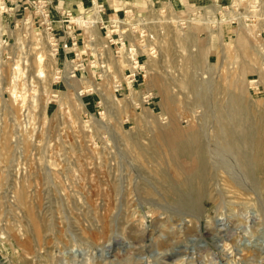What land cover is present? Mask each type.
Returning a JSON list of instances; mask_svg holds the SVG:
<instances>
[{"label": "rangeland", "instance_id": "1", "mask_svg": "<svg viewBox=\"0 0 264 264\" xmlns=\"http://www.w3.org/2000/svg\"><path fill=\"white\" fill-rule=\"evenodd\" d=\"M232 1L239 7L238 15L250 18V21L241 19L237 23H229V17L236 15L233 11L222 12V17L216 20V9L209 8L206 15L213 17L210 22L192 24L183 29L177 26L176 19L185 12L174 10L171 3L164 4L159 9H151L146 18L151 22L149 29L153 40L150 43H154L157 48V54L153 58L143 49L149 55L146 80L153 77L167 88L173 107L167 115L179 121L181 134L188 132L192 126L205 128L212 134L210 138L214 144L208 148L212 153L210 179L202 196L197 198L194 193H189V198L194 199V206L184 202L183 199L188 194H184L182 201L177 200L167 188L165 181L174 177L169 169L171 164L168 156L164 153L162 160H148L146 156L149 154L142 149L145 146L142 142L157 138L155 124L160 123V118L163 117L162 98L157 89L153 90L144 83L140 86L146 89L144 93L135 89H130L129 92L115 91L118 101H111L110 106L101 103L102 97L97 92L83 95L84 107L79 102L85 82L97 75L95 71L98 68L93 65H99L98 59L91 62L90 54L96 56V50L104 54V60L100 62L105 63L107 68L102 72V80H98L103 87L119 83L120 72L126 69L125 61L115 59L110 47H105L108 43L104 32L101 35L95 28L97 34L96 41L92 44L94 49L85 41L86 47L82 48L85 69L78 71L76 76L74 70V87L66 84L67 89L58 91L59 97L54 98L56 103H49L46 108L44 101L49 95H46L44 89L49 84L50 77L37 76L34 60L36 56L42 55V66L45 65L43 69L50 75L57 69L61 71L62 65L57 56L54 62L50 61L51 47L44 28L38 24L33 25L29 16L18 21L17 29L12 27L17 43L20 40L24 42L19 48V56L23 60L27 57L29 64L28 75L17 88L21 90L31 87V112L40 124L34 129L28 126V136L32 142L20 135L23 150L18 157L19 145L13 140L16 133L14 116L18 121L21 120V104L25 102L23 98L16 103L17 106L13 103L7 74L17 66L13 61L20 57H14L8 64H0V133L7 124L10 142L9 149L0 153L2 263L264 264V185L258 187L254 182L251 184L253 190H250L239 174H235L237 169H231L223 163L230 160L238 167L235 151L221 149L217 139H213L212 119L202 116V108L208 102L207 96H200L197 102L195 92L182 84L185 76L193 74L197 84L218 88L214 98L220 104L238 107V103L233 101L234 95L241 99V106L248 109L244 111L246 121L256 119L260 124L264 122V0L260 1V8L254 11V0ZM191 7L189 5L187 10ZM76 17L78 19L83 16ZM89 18L95 19L92 16ZM247 23H251L253 32L249 31ZM254 33H260V43L252 39ZM18 35H22V39ZM176 35L178 38L175 40ZM216 51L218 57L209 59V55ZM76 63L79 62L72 61L71 65H78ZM69 65L65 66V70ZM251 80H257L258 85L250 84ZM56 82L52 84L54 89L66 83L64 79ZM150 91L156 95L153 100L155 105L151 108L143 100V96ZM87 96H94L100 101L101 116L97 113L98 106L96 111L89 112ZM134 100L139 105L132 107ZM202 105L200 109L199 106ZM130 111L132 115L128 114ZM193 111L197 113L195 122L189 125L185 118H189L187 114ZM85 113H89L86 123ZM39 126L43 127L41 131ZM263 126L264 123L261 124L264 131ZM35 139L39 141L36 142ZM132 140L138 142L133 147L136 148L135 151L131 148ZM45 145L48 148H44ZM32 146L36 153L31 156ZM47 149L48 155L45 153ZM20 166L23 169L18 175L17 169ZM158 170L166 171L167 175L163 176ZM150 181L154 189L149 192L145 184ZM20 188L24 189L19 190ZM19 191L24 192L31 201L36 198L35 202L40 203L33 206L34 214L38 217V228L31 223L33 221L30 220L27 209L15 205ZM157 193H161L163 198ZM247 196L255 199L245 203ZM165 205L171 208L169 212L163 209L162 206ZM185 213L192 214L190 222L182 219ZM196 217L200 218L199 223ZM89 233L96 234L91 236ZM95 235L98 236L96 240Z\"/></svg>", "mask_w": 264, "mask_h": 264}, {"label": "bare ground", "instance_id": "2", "mask_svg": "<svg viewBox=\"0 0 264 264\" xmlns=\"http://www.w3.org/2000/svg\"><path fill=\"white\" fill-rule=\"evenodd\" d=\"M254 3V2H253ZM171 5V4H170ZM172 7V6H171ZM166 11V9H165ZM41 14H43L44 12L41 10L40 11ZM94 17L95 19H84L83 17H80L76 20L74 19V21L82 28H84V33L88 39V41L91 42V44L95 43L94 41H96V26H97V21L101 20L102 18L100 17L98 10H95L94 12ZM164 19H166L164 17ZM44 20H46L44 18ZM103 20V19H102ZM31 21V20H30ZM104 21V20H103ZM28 21H26L27 23ZM172 22H175L174 20H172ZM29 24V23H28ZM248 24V23H247ZM251 24V23H250ZM250 24L246 25L249 28V31H252V27L250 26ZM14 26V25H13ZM19 26V23L17 25V27ZM16 27V29H17ZM29 27V26H28ZM131 27L133 29H136V26L134 25V23H131ZM14 28V27H13ZM27 28V26H26ZM45 34L47 36L48 39H50V34H49V30L46 26V24H44L43 26ZM101 28V27H100ZM21 28H19L18 30L20 31ZM21 32V31H20ZM44 33V32H43ZM19 36V35H18ZM22 36V35H21ZM19 36V37H21ZM178 38V36L176 35L175 40ZM22 39V37L20 38ZM19 39V40H20ZM253 40H255L256 42H261L260 41V33H254L253 35ZM185 40V39H184ZM24 42H22L21 40L17 43L16 45V49H14L13 51V58L18 56V58L21 56H19V54H21V50L19 49ZM106 48H109V45L106 44L105 46ZM24 48V47H23ZM26 49V48H25ZM26 51V50H25ZM103 51V50H102ZM100 52V51H99ZM50 61L54 62L56 59V54L54 52V50H52V48H50ZM99 54V53H98ZM114 56V55H113ZM22 57V56H21ZM19 58L18 60H12L13 64H16L17 66H15V68H11V71L8 72L7 77H9V84L10 85V93L12 94L14 101L13 103L16 104V101L19 100L18 95L20 92V90L17 89L18 84H20V82L23 80L24 77H26L28 75V70H29V64H28V60L26 57V60L23 58ZM193 60H194V56H192ZM43 59L42 55H38L36 56L34 63H35V68L38 71V77H44V78H48V76L50 77L49 79V84L47 86H45L44 92L46 93V95H49V97L44 101V106L47 108V106L51 101H54V98H58L59 97V92L56 90H53V85L54 82H56L60 77H62L64 79V81L66 82V84H68L71 88H73V71L75 69H77V67L79 65H72L69 66L64 72L60 69H57L56 72H53V75H50L49 73H46L45 70L43 69V67L45 65L42 66L43 64ZM92 62V61H91ZM77 64V63H76ZM84 65V64H81ZM85 66V65H84ZM12 67V66H11ZM14 67V66H13ZM125 67V66H124ZM45 68V67H44ZM264 68V67H263ZM10 69V68H9ZM51 71V70H50ZM125 71V70H124ZM124 71L121 70L120 72V81L117 85V82L112 85V86H105L103 87V84L101 82H99L98 80L95 79V77H91L89 78V80L87 79V82H85V85L83 87V90L80 94V97L78 98L79 102L82 104V106L84 107L85 103L82 99L83 95L90 93V92H97L100 94V96L102 97V102L103 104H108L111 103V101H116L117 99L115 98V91L117 90L116 88H118V86L120 84H123V82L126 81L125 77H124ZM63 72V73H62ZM60 73V74H59ZM182 75V74H181ZM153 76V75H152ZM6 77V75H5ZM11 78H13V83L11 82ZM116 78V76H115ZM183 78V77H182ZM32 79V78H31ZM114 79V78H113ZM113 79H110L111 81ZM197 79V78H196ZM115 80V79H114ZM117 81V80H116ZM115 82V81H114ZM113 82V83H114ZM250 84L252 85H258L256 83H258L257 80H251L249 81ZM145 83H147V86H149L150 88H152L153 90H158L162 101H161V105H162V109L164 110L163 117L160 118V123L155 124V128L157 127V133L155 132L157 138H154L151 141H145L142 142V144L144 143L145 146H142L141 148L143 149L144 153L146 152L147 154H149L148 156H146V159L150 160V158L153 159H157V160H162L164 153L168 156V160H170V167L169 169L172 170L174 177L173 179H169L166 184H168L169 190L174 194V196H176L177 200L181 199L184 197V194H188L186 196V198H184V202L187 204H191L194 206L195 204L193 203L194 199L189 198V193L191 192L192 194L194 193L197 198L202 196L205 191L207 190V182L208 179H210V168L212 165L211 162V157H212V153L209 152L210 149H208L212 144L211 142V138L208 131L205 130V128H201V127H195L192 128L186 132L185 134H181V130L179 129L178 125H179V121H177L176 118H173V116H171V118L168 117L167 113L168 111L170 112L173 107H171V96L168 94L167 88H165L163 85H161L160 83L156 82L153 77L149 78L147 80H145ZM163 84V83H162ZM182 84L192 90L193 92H195L196 94V100L197 102H199V97L204 95L205 97L207 96V105L206 107L203 105L199 106V108L203 109V114L202 116H206L212 119L213 121V125H212V133H213V139H217L218 144H220L221 149L225 150V149H232L235 151L236 153V157H237V161H238V167L237 164L235 165L234 163H232V161L228 160L227 162H223L224 164H226V166L230 167L231 169H237L235 174H239L240 178L244 181V183L246 185H248L250 190L252 189L251 184L256 182L258 184V187H262V185H264V136H263V129L261 127V124L263 125V123H259L258 120L256 119H250V121H246L245 119V114L244 111L248 110L245 107L241 106V99H239L236 96H232L233 101L238 105V107L236 106H223L222 104H220V102H218L215 98H214V94L216 89H218L217 87H213V86H206V85H199L196 83L195 78L193 76V74H189L187 76H185V78H183L182 80ZM110 85V84H109ZM129 86V90L134 89L131 87L130 84H128ZM44 88V87H43ZM40 89L42 90V88L40 87ZM102 89L104 90L102 92ZM40 91V90H39ZM134 91V90H132ZM235 91V90H234ZM137 93V92H136ZM224 94V93H223ZM239 94V93H238ZM237 94V95H238ZM109 95H110V100H109ZM154 94L150 91L149 93H146L143 96V100H144V104L145 100H146V96H153ZM239 96V95H238ZM142 97V96H141ZM261 99V98H260ZM12 100V99H11ZM258 100V99H257ZM118 101V100H117ZM248 101V100H247ZM262 101V100H261ZM18 102V101H17ZM135 100L132 102L133 106H137L139 104H135ZM165 102V103H164ZM142 103V102H141ZM254 103V102H253ZM258 103V102H257ZM135 104V105H134ZM249 104V103H248ZM247 104V105H248ZM260 105V104H259ZM17 106V104H16ZM110 106V105H109ZM16 108V107H13ZM253 108V106H252ZM258 109V108H257ZM262 109V108H261ZM135 110V109H134ZM133 110V111H134ZM259 110V109H258ZM132 111V109H131ZM128 112V114H131L132 112ZM262 111V110H261ZM246 112V111H245ZM249 112V111H247ZM255 112V110H254ZM126 113V112H125ZM124 113V114H125ZM201 113V112H200ZM70 114V113H69ZM102 114V113H101ZM100 114V115H101ZM105 114V113H104ZM133 114V113H132ZM131 114V115H132ZM137 114V113H136ZM135 114V115H136ZM196 111H193L191 114H187L189 118H185L187 120V123L189 125H193L195 122V115H196ZM261 114V112H260ZM123 115V114H122ZM201 115V114H200ZM250 115V114H249ZM258 114H256L257 116ZM263 115V114H262ZM138 116V115H136ZM260 116V115H259ZM262 117V116H261ZM125 118V117H124ZM129 118V115L126 116V120ZM135 118V117H134ZM201 119V118H200ZM258 119V118H257ZM260 120V119H259ZM203 121V120H202ZM128 122V121H127ZM121 123V122H120ZM123 123V122H122ZM5 127V129L1 132L2 135L0 136V153H4L5 151H7L9 149V131L6 129L8 127L7 124H5V126H3V128ZM264 127V126H263ZM189 128V127H188ZM0 133V134H1ZM148 133V132H147ZM144 134V133H143ZM133 143H131V148L135 147L136 144L138 143L137 141L132 140ZM148 142V143H147ZM10 143V142H9ZM135 145V146H134ZM216 146V145H215ZM134 149V148H133ZM136 149V148H135ZM134 149V151H135ZM11 150L13 151V148L11 147ZM217 151V150H216ZM215 151V152H216ZM9 153V152H8ZM143 153V154H144ZM13 154V153H12ZM227 154V153H226ZM229 154V153H228ZM48 155V154H47ZM51 155V154H50ZM230 155V154H229ZM46 157V155L44 156ZM48 157V156H47ZM52 157V156H51ZM12 158V157H11ZM50 158V157H49ZM144 158V157H143ZM38 159V158H37ZM41 159V157H40ZM53 159V158H52ZM98 159V158H97ZM226 159V158H224ZM13 160V159H12ZM44 160V159H43ZM50 160V159H49ZM49 160L47 161L49 163ZM55 160V159H54ZM70 160V159H69ZM226 161V160H224ZM6 162V161H5ZM41 164H42V159H41ZM46 162V161H45ZM81 162V161H80ZM44 163V162H43ZM153 163V162H152ZM46 164V163H45ZM50 164V163H49ZM54 164V163H53ZM165 164V163H164ZM52 165V164H51ZM58 165V164H57ZM56 165V166H57ZM49 167V166H48ZM52 167V166H51ZM225 167V165H224ZM53 168V167H52ZM153 168V166H152ZM156 168V167H155ZM37 169V168H36ZM35 169V170H36ZM51 169V168H50ZM32 170V169H31ZM146 170V169H145ZM56 171V170H55ZM150 171V170H149ZM234 171V170H233ZM33 172V171H32ZM161 173L163 176L167 175L166 171H159L158 173ZM238 172V173H237ZM35 173V172H34ZM38 173V172H36ZM52 173V171H51ZM157 173V174H158ZM40 174V173H39ZM82 174V173H81ZM223 174V173H222ZM19 175V174H18ZM26 175V174H25ZM43 175V174H42ZM49 175V174H47ZM46 175V176H47ZM54 175V174H53ZM95 175V174H93ZM149 175V174H148ZM226 175V174H225ZM224 175V176H225ZM44 176V175H43ZM81 176V175H80ZM223 176V177H224ZM231 176V173H230ZM42 177V176H41ZM53 177V176H52ZM222 177V178H223ZM238 177V176H237ZM143 178V177H142ZM155 178V177H154ZM166 179V178H165ZM60 180V179H59ZM164 180V179H163ZM222 180V179H221ZM225 180V179H224ZM112 181V180H111ZM55 182V181H54ZM152 181H150V183L146 182L147 184H145L146 190L147 191H151V189H154L152 184ZM221 182V181H220ZM157 186V185H156ZM155 187V186H154ZM117 188V187H116ZM24 189V188H20L19 190ZM156 190V189H155ZM24 191V190H23ZM116 191V190H115ZM161 191V190H160ZM111 192V191H110ZM130 192V191H129ZM170 192V193H171ZM63 194V193H62ZM153 194V193H152ZM158 194V193H157ZM160 198H163L162 194L159 193L158 194ZM233 195V194H232ZM255 195V194H253ZM151 196V195H150ZM236 196V195H235ZM32 197V196H31ZM37 198L39 196H36ZM171 197V195H170ZM237 197V196H236ZM234 197V198H236ZM15 198V197H14ZM30 198V197H29ZM28 198V196H26V194L24 192H20L17 195L16 198V203L15 205L17 206H22L25 207L27 209L28 212V216L30 217V220L33 221L31 223L36 224L35 227L38 228L39 224L37 223V218L34 214L33 211V206L34 205H40L39 202H35L31 201ZM33 198V197H32ZM175 198V200H176ZM242 198V197H241ZM247 201L245 203L250 202L251 200H254L255 198L248 197L247 196ZM163 200V199H162ZM173 200V198H172ZM252 202V201H251ZM176 204V202H173ZM198 203V202H197ZM142 204V203H141ZM178 205V204H177ZM68 206V205H67ZM66 206V207H67ZM153 206V205H152ZM170 206V205H169ZM40 207V206H38ZM69 207V206H68ZM75 207V206H74ZM144 207V206H143ZM157 207V206H156ZM160 207V205H159ZM163 209L166 212L170 211V207H168L167 205L162 206ZM180 207V206H179ZM37 208V206L35 207ZM174 208V207H173ZM38 209V208H37ZM177 209V208H176ZM151 210V209H150ZM36 211V210H35ZM40 211V210H39ZM26 212V211H25ZM37 212V211H36ZM191 212V211H190ZM38 213V212H37ZM132 213V212H131ZM41 214V213H40ZM168 214V213H167ZM178 214V213H177ZM39 215V214H38ZM64 215V214H63ZM40 216V215H39ZM42 216V214H41ZM192 214H188L185 213L184 214V218H182L184 221L186 222H190L191 221V217ZM48 217V216H47ZM107 217V216H106ZM112 217V216H111ZM45 218V217H44ZM76 218V217H75ZM93 218V217H92ZM98 218V217H97ZM53 219V218H52ZM100 219V218H99ZM105 219V218H104ZM197 222H200V218L196 217ZM28 220V221H30ZM39 220V219H38ZM182 220V221H183ZM55 221V220H54ZM73 221V220H72ZM41 222V221H40ZM57 222V221H56ZM45 223V222H44ZM55 224V222H53ZM43 224V223H42ZM41 224V225H42ZM73 224V223H72ZM96 224V223H95ZM106 224V223H105ZM51 225V224H48ZM56 225V224H55ZM101 225V224H100ZM109 225V224H108ZM199 225V224H198ZM46 227V226H45ZM90 227V226H89ZM98 227V226H97ZM105 227V226H104ZM83 228V227H82ZM87 228V227H86ZM44 229V227H43ZM60 229V228H59ZM98 229V228H97ZM105 229V228H104ZM34 230V229H33ZM55 230V229H54ZM85 230V229H84ZM49 231V230H48ZM59 231V230H58ZM65 231V230H64ZM67 231V230H66ZM96 232V230H94ZM93 231V232H94ZM99 231V230H98ZM101 231V229H100ZM35 232V231H34ZM60 232V231H59ZM102 232V231H101ZM105 232V231H104ZM44 233V232H43ZM97 233V232H96ZM94 233V234H96ZM108 233V232H107ZM34 234V233H33ZM90 234V233H89ZM93 233H91V236H94ZM102 234V233H101ZM35 235V234H34ZM61 235V234H60ZM86 235V234H85ZM36 236V235H35ZM64 236V235H63ZM62 236V237H63ZM83 236V235H82ZM88 236V235H86ZM85 237V236H84ZM98 237V236H97ZM96 235H95V240H96ZM35 238V237H34ZM100 238V237H99ZM44 239V238H43ZM84 239V238H83ZM35 240V239H34ZM37 240V239H36ZM85 240V239H84ZM36 242V241H35ZM95 242V241H94ZM96 243V242H95ZM27 245V242L25 243ZM29 245V244H28ZM27 245V246H28ZM25 246V245H24ZM26 249H29L28 247L25 246ZM75 249V248H74ZM0 264H4L0 261Z\"/></svg>", "mask_w": 264, "mask_h": 264}, {"label": "built area", "instance_id": "3", "mask_svg": "<svg viewBox=\"0 0 264 264\" xmlns=\"http://www.w3.org/2000/svg\"><path fill=\"white\" fill-rule=\"evenodd\" d=\"M244 2L247 0H243ZM261 0H254V6L253 10H258L262 3ZM54 0H30L32 9L34 10V14L36 17V24H38L42 29L44 24H46L50 39L49 44L52 50H54L56 56L59 52V46H60V37L55 32V23L56 21L52 19L50 15V8L53 4ZM92 8H89L85 11L84 14H81L86 19H89V17H94V11L98 10V13L100 17L102 18V15L105 13V6L102 3L94 2ZM237 4L233 1L227 5H221L218 4L217 7L213 8L216 9V20L217 18L222 17V12H234L236 14L234 17H229L228 22L231 24L237 23V20H244L245 22L250 21V18H245L240 14L237 8ZM209 7L207 5H200V6H192L187 10L188 8H185L181 10L184 11V15H178L177 16V26L180 28H187L188 26L192 24H198V23H208L210 22V15L207 17L206 13L208 11ZM43 11L44 13L41 14L40 11ZM61 15L64 17V22L66 23L64 27V32L66 35H68L71 45L73 47H78L80 43V36L84 39L82 40V44L86 47V43L91 45V48L94 49V46H92L91 42L87 40L84 34V28L80 27L75 21L74 18L78 15H73L70 11H63ZM16 16V8L14 4V0H0V64H8L13 59V50L16 49L17 45V36L12 30V27L16 29L18 25V21H22L21 18L17 19ZM4 17H7L8 19H12L13 25L10 29H7V27L4 24ZM44 18L46 20H44ZM95 18V17H94ZM147 17L146 13L143 12H137L134 8L130 7L127 8L124 11V15L122 17H112L109 19L99 20L97 21V25H100L101 29L105 33V37L107 39V43L111 49V53L114 55L113 57L117 60H124L126 63V69L124 71V77L126 79L123 84H120L118 88H116L117 93L128 91L129 92V86L131 85L132 88H134L136 91H139L141 93H144L146 89L143 87H140L145 83V80L148 75L147 65L146 62L149 59V55L145 52H143V49H146L150 53V57L153 58L157 54V48L154 43H150L153 40V35L150 33L149 24L151 23ZM205 18V19H204ZM213 18V17H212ZM211 18V19H212ZM26 19V18H24ZM63 21V20H62ZM131 23H134L136 26V29H133L131 27ZM215 23V22H214ZM73 27L75 29H73ZM80 32V33H78ZM264 32V31H263ZM135 37V39H134ZM86 41V43H84ZM95 42V41H94ZM22 47V46H21ZM99 53V55H98ZM82 52L81 50H78L75 52V59L73 61H77L79 66L77 69H75V76L77 75V72L80 70H84L85 66L81 65L84 64L85 61L82 60ZM96 56H98L96 58ZM96 56L93 54V62H96L98 59L97 64L98 66H95V68H98V70L95 71L96 80H102V72L107 68L105 63H101L100 61L104 60V54L99 52V50H96ZM99 56L101 58H99ZM82 60V61H81ZM99 71V73H98ZM27 77V76H26ZM24 77L23 79H26ZM56 83H59L62 79L60 77ZM118 85V82H117ZM18 89V88H17ZM18 98L20 101L23 98V102L21 104V120L18 121L14 116V124L16 126L15 135L13 137V140L18 143L19 150L17 151L18 157L19 154L23 150L22 144H20V141L22 137L20 138V135H24L27 137L28 140L32 142V140L28 136V126H31V129H34L35 126L40 123H38L33 116V113L31 112V87H26L24 89H21L20 92H18ZM156 98V95L153 96H146L145 103L147 107L151 108L152 105H155V102L153 100ZM16 101V103H17ZM21 102V101H20ZM56 103V101L51 102ZM98 111L97 113L100 115L102 113L100 101H97ZM31 112V113H30ZM86 116V118H85ZM88 116L89 113L84 114V122H88ZM101 116V115H100ZM62 117V115H60ZM42 126H39V131L42 130ZM20 138V139H19ZM36 142H38V139H35ZM44 148H48V145H45ZM43 148V149H44ZM36 153L35 148L33 146L31 147L30 155H34ZM45 153L48 154V149L45 150ZM23 156V155H22ZM21 156V157H22ZM22 167H18L17 174L22 173Z\"/></svg>", "mask_w": 264, "mask_h": 264}, {"label": "crops", "instance_id": "4", "mask_svg": "<svg viewBox=\"0 0 264 264\" xmlns=\"http://www.w3.org/2000/svg\"><path fill=\"white\" fill-rule=\"evenodd\" d=\"M94 2L104 4L105 13L102 15V18L106 20L112 17H122L124 15V11L130 7L134 8L137 12H143L148 14L151 9H159L167 3H171L174 10H183L185 8H188L189 5H207L209 7L215 8L218 4L227 5L231 3V0H54L49 10L52 19L56 21L54 28L55 32L60 37V46L57 59L62 65L63 72L65 71V66L67 64H70L69 66H72L71 62L75 59V52L81 50L82 55H84L82 48H85V46L82 44V40L84 41L82 36L79 37L80 43L77 48L71 45V41L68 35H66V33L64 32V27L66 23L64 22V17L61 15V13L63 11H70L73 15H81L84 14L87 9L94 7ZM190 2L193 4H190ZM14 4L16 8L15 18L24 19L29 16L33 22V25L36 24L37 20L34 14V10L32 9L30 0H14ZM4 24L7 29L11 28L13 25L12 19L4 17ZM96 27L98 29V32L103 35V30L100 28V25H97ZM73 29L75 28L73 27ZM216 57H218V51H216V53L213 52V54L209 55V59H213ZM89 59L93 61V54H90ZM66 89V83L56 86L55 89L53 88V90H57L59 92L64 91ZM96 101L97 99L94 96L86 97V105L89 112L97 110Z\"/></svg>", "mask_w": 264, "mask_h": 264}]
</instances>
